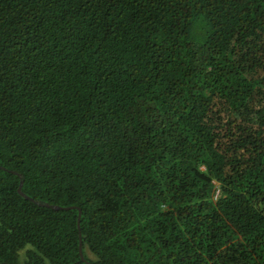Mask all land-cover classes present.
I'll list each match as a JSON object with an SVG mask.
<instances>
[{
  "label": "trees",
  "instance_id": "16d2710c",
  "mask_svg": "<svg viewBox=\"0 0 264 264\" xmlns=\"http://www.w3.org/2000/svg\"><path fill=\"white\" fill-rule=\"evenodd\" d=\"M0 264H264V0H0Z\"/></svg>",
  "mask_w": 264,
  "mask_h": 264
},
{
  "label": "water",
  "instance_id": "95a60500",
  "mask_svg": "<svg viewBox=\"0 0 264 264\" xmlns=\"http://www.w3.org/2000/svg\"><path fill=\"white\" fill-rule=\"evenodd\" d=\"M20 186H21V180L19 181L18 186H17V189H16L17 193L20 194L21 196H23L24 198L32 201L31 198L25 196L21 192ZM40 204H42V203H40ZM43 205L46 206V207H49V208H51L53 210H59V209H67V208H69V207H60V206H57V205H52V204H47V203H43ZM78 219H79V210L77 212V219H76L77 227H78ZM78 254H79L80 259H82V253H81V248H80V236H79V233H78Z\"/></svg>",
  "mask_w": 264,
  "mask_h": 264
}]
</instances>
